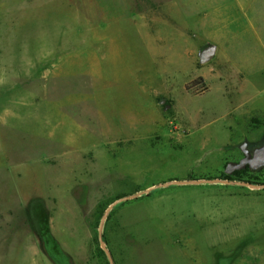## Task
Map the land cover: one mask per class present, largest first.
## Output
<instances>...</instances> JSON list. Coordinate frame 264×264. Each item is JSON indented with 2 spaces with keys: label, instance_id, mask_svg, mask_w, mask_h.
Returning <instances> with one entry per match:
<instances>
[{
  "label": "rangeland",
  "instance_id": "374dc122",
  "mask_svg": "<svg viewBox=\"0 0 264 264\" xmlns=\"http://www.w3.org/2000/svg\"><path fill=\"white\" fill-rule=\"evenodd\" d=\"M245 141L264 0H0V264H264V188L163 185Z\"/></svg>",
  "mask_w": 264,
  "mask_h": 264
},
{
  "label": "water",
  "instance_id": "95a60500",
  "mask_svg": "<svg viewBox=\"0 0 264 264\" xmlns=\"http://www.w3.org/2000/svg\"><path fill=\"white\" fill-rule=\"evenodd\" d=\"M215 52H216L215 46H209L208 48H206L205 51L203 52L204 61H208L209 59H211L214 56ZM240 148L243 151V154H244L243 157L237 161L236 160L235 161L234 160L228 161L226 163V166L224 169L226 174H233L236 170H242L246 167H250L252 170H259V169L264 167V144L256 147L254 150L251 151V149L249 148L248 141H245L240 146ZM204 182H206V183L223 182L226 184L235 183L237 185L248 186L250 188H255V189L264 188V184H262V185L252 184V183L245 181V180L231 181L229 179L222 178V177L201 178V179H192V180H172V181L166 182L163 185L198 184V183H204ZM154 188L155 187H151V189H154ZM126 198H128V197L118 199L115 201V203H117L123 199H126ZM102 245L105 246L104 242H102ZM105 250H106L112 264H114L113 263V257H112L110 250H108L107 248H105Z\"/></svg>",
  "mask_w": 264,
  "mask_h": 264
},
{
  "label": "trees",
  "instance_id": "16d2710c",
  "mask_svg": "<svg viewBox=\"0 0 264 264\" xmlns=\"http://www.w3.org/2000/svg\"><path fill=\"white\" fill-rule=\"evenodd\" d=\"M202 81H203V78L200 77L198 79H195L194 80V83H201ZM247 170L254 171L250 167H246V168H244L242 170H236L233 174H226V173H224V176L223 177L226 178V179H230V180L236 179V178H239L240 175L243 174L244 172H246ZM241 180H244V179L241 178Z\"/></svg>",
  "mask_w": 264,
  "mask_h": 264
},
{
  "label": "crops",
  "instance_id": "0c3cea01",
  "mask_svg": "<svg viewBox=\"0 0 264 264\" xmlns=\"http://www.w3.org/2000/svg\"><path fill=\"white\" fill-rule=\"evenodd\" d=\"M218 2H220L221 0H217ZM216 2V0H207L208 6L210 7L211 5H214ZM224 2V1H223ZM208 36V35H207ZM110 132V131H109Z\"/></svg>",
  "mask_w": 264,
  "mask_h": 264
},
{
  "label": "flooded vegetation",
  "instance_id": "af4514ba",
  "mask_svg": "<svg viewBox=\"0 0 264 264\" xmlns=\"http://www.w3.org/2000/svg\"><path fill=\"white\" fill-rule=\"evenodd\" d=\"M264 144V142L263 143H261L260 145H263ZM252 151V150H251ZM244 155V154H243Z\"/></svg>",
  "mask_w": 264,
  "mask_h": 264
}]
</instances>
